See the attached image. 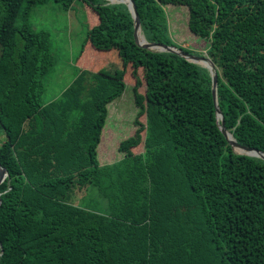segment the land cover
Masks as SVG:
<instances>
[{
    "label": "trees",
    "instance_id": "trees-1",
    "mask_svg": "<svg viewBox=\"0 0 264 264\" xmlns=\"http://www.w3.org/2000/svg\"><path fill=\"white\" fill-rule=\"evenodd\" d=\"M47 1L0 0V264H264V160L237 154L219 130L207 69L138 46L125 4L79 0L97 18L80 64L91 46L122 68L110 78L80 66L43 104L55 58L49 32L28 19ZM133 3L148 43L199 56L169 36L167 7H186L217 69L226 131L264 154V0ZM127 67L135 131L118 144L123 158L101 165Z\"/></svg>",
    "mask_w": 264,
    "mask_h": 264
},
{
    "label": "rangeland",
    "instance_id": "rangeland-1",
    "mask_svg": "<svg viewBox=\"0 0 264 264\" xmlns=\"http://www.w3.org/2000/svg\"><path fill=\"white\" fill-rule=\"evenodd\" d=\"M167 10L170 38L181 47L188 48L199 56L208 57L206 53L208 42L194 36L187 28L186 7L171 5L167 7ZM96 22L97 18L91 8L79 0L67 10L53 0L32 8L28 23L35 31L49 32L51 52L55 58L51 72L43 78L44 92L41 98L43 104H48L60 96L74 80L80 66L100 74L113 76L110 78H115L114 75L121 70L122 65L120 69H117L110 53L96 51L91 46L87 49H91L94 55L87 53L82 60H92V62L80 64L78 55L81 44L88 28ZM123 81L126 85L124 92L108 104V116L97 148V157L101 165H110L121 160L123 154L119 152L118 144L131 137L135 131L134 121L138 109L134 104L132 92L134 80L128 67ZM140 120L143 121V118L141 117ZM136 149H141V146L133 150L137 152Z\"/></svg>",
    "mask_w": 264,
    "mask_h": 264
},
{
    "label": "water",
    "instance_id": "water-1",
    "mask_svg": "<svg viewBox=\"0 0 264 264\" xmlns=\"http://www.w3.org/2000/svg\"><path fill=\"white\" fill-rule=\"evenodd\" d=\"M106 1L109 4L123 3L127 6L128 10L131 14V17L133 19V22H134L133 39L138 46H140L144 49L150 50V51L174 53V54L184 58L188 62L200 65L201 67L207 69V71L209 72L210 77H211V93H212V99H213L214 106H215L216 122L219 126V130L221 131L223 136L226 138V140L229 142V144L233 148L234 152H236L237 154L257 157V158L264 160V154L263 153H261L258 150H255V149H251V148H247V147H244L242 145H239L237 142H235L233 140L231 134H229L226 131V129L224 127L225 123H224L223 115L217 106V96H216L217 69L215 68L211 59L207 56H197V55L189 54V53L183 52L182 50L177 49L175 47L165 46V45L156 44V43H148L145 40L144 36L141 34L140 21H139L133 0H106ZM5 176H6L5 170L2 167H0V184L4 180Z\"/></svg>",
    "mask_w": 264,
    "mask_h": 264
}]
</instances>
